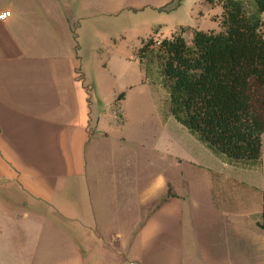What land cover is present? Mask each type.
I'll return each instance as SVG.
<instances>
[{
    "label": "crops",
    "instance_id": "1",
    "mask_svg": "<svg viewBox=\"0 0 264 264\" xmlns=\"http://www.w3.org/2000/svg\"><path fill=\"white\" fill-rule=\"evenodd\" d=\"M86 1L51 0L54 8L46 0L75 43L71 60L36 46L41 32L60 42L53 26L27 25L13 7L0 21V183L8 190L0 202L9 212L0 214V264H264V134L259 167L229 164L195 139V173L150 167L140 181L123 184L116 165H98L101 120L90 117L77 79L84 69L77 51L91 45L83 36L96 35L103 15H142L154 41L189 43L194 32L218 30L220 6ZM26 3L29 15L39 11ZM14 209L24 222L6 220Z\"/></svg>",
    "mask_w": 264,
    "mask_h": 264
},
{
    "label": "rangeland",
    "instance_id": "2",
    "mask_svg": "<svg viewBox=\"0 0 264 264\" xmlns=\"http://www.w3.org/2000/svg\"><path fill=\"white\" fill-rule=\"evenodd\" d=\"M26 1L0 0V14L8 12L9 7L19 8L22 19L25 23L28 22L27 25L34 22L38 27L53 26L60 42L54 44L47 41V37L41 32V36L35 40L36 46L43 52L50 50L66 55L71 60L70 57L75 52L72 49L75 43L70 39L69 33L64 32L59 18L49 13L46 0H29L39 9L38 12L36 10V14L34 13L35 17L29 15ZM90 1L87 0L86 5ZM240 1L246 13H250L252 2ZM49 2L55 8L54 2L51 0ZM37 17L38 19L40 17V21L35 22ZM100 21L99 27L95 29L96 35L83 36L91 44L89 49L84 52L77 51L84 68L82 70L84 77L78 75L77 79L83 81L85 91L89 95L90 117H98L101 120L98 130L102 129L104 134L98 141L100 148L95 157L98 165L105 171L116 165L122 175L123 184L140 181L142 174L150 167L163 173L166 169L171 173L177 167L186 171L185 173H189V170L195 173V137L176 124L169 115L167 94L159 87L160 79L155 64L141 68L136 58L142 44L153 37L149 21L142 15L131 18L122 14L117 17L103 15ZM262 31L264 33V28ZM24 43L26 41L23 40L27 50ZM91 157L93 156L89 153V160ZM168 186L169 196L172 194L170 185ZM2 192L8 193V190L5 184L0 183V193ZM117 206H120L122 211V204ZM28 208L40 207L28 202ZM4 212L9 213L3 201L0 202V214L3 215ZM13 213L15 216L10 213L6 220L24 222V218L18 214L19 210L14 209ZM120 215L116 216L119 221L122 220L119 218ZM10 229L18 231L17 233L21 231L13 227ZM87 238L95 242L94 234H89ZM129 261L132 262V259Z\"/></svg>",
    "mask_w": 264,
    "mask_h": 264
},
{
    "label": "trees",
    "instance_id": "3",
    "mask_svg": "<svg viewBox=\"0 0 264 264\" xmlns=\"http://www.w3.org/2000/svg\"><path fill=\"white\" fill-rule=\"evenodd\" d=\"M250 1L246 13L240 0H215L216 32H194L189 43L150 39L136 54L141 68L155 64L176 124L214 156L246 168L259 167L264 134V0Z\"/></svg>",
    "mask_w": 264,
    "mask_h": 264
},
{
    "label": "built area",
    "instance_id": "4",
    "mask_svg": "<svg viewBox=\"0 0 264 264\" xmlns=\"http://www.w3.org/2000/svg\"><path fill=\"white\" fill-rule=\"evenodd\" d=\"M10 13L9 12H4L0 14V21H5L7 18H9Z\"/></svg>",
    "mask_w": 264,
    "mask_h": 264
}]
</instances>
